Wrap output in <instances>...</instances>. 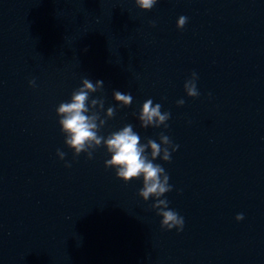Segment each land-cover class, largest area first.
Masks as SVG:
<instances>
[{
  "label": "water",
  "instance_id": "obj_1",
  "mask_svg": "<svg viewBox=\"0 0 264 264\" xmlns=\"http://www.w3.org/2000/svg\"><path fill=\"white\" fill-rule=\"evenodd\" d=\"M153 3L0 0V264H264V0ZM84 79L104 82L86 102H104L91 109L99 135L131 124L142 145L171 151L161 133L179 145L154 163L183 231L162 228L143 177L106 168V148L67 147L57 108ZM148 99L171 114L166 128L141 126Z\"/></svg>",
  "mask_w": 264,
  "mask_h": 264
},
{
  "label": "clouds",
  "instance_id": "obj_2",
  "mask_svg": "<svg viewBox=\"0 0 264 264\" xmlns=\"http://www.w3.org/2000/svg\"><path fill=\"white\" fill-rule=\"evenodd\" d=\"M136 5L140 9L149 10L154 7L153 0H135ZM187 24V17L181 16L178 20L177 27L183 30ZM198 79L195 72L192 74V79L187 81L184 85L187 96L193 99L199 97V92L196 86ZM35 86V81H32ZM82 87L74 91L70 102H63L57 108V115L60 118L59 124L62 132L66 137L65 143L70 150H74L75 157H79L82 153H86L89 159L93 158V153L97 148L104 147L107 152L111 154V159L105 161L106 168L115 169L119 180L125 183L133 180H138L143 177V187L139 191V196L143 197L145 201L150 196L157 197V203L154 207L164 206L159 215L163 216L162 228L169 231L177 229L183 231L184 218L176 211L169 209L168 201L166 199H159L164 193H169L173 189L169 185V176L165 169L154 163L157 157L163 159L164 162H171V153L178 150L179 145H173L169 137L160 134V141L164 145H171V151L168 147H162L161 143H157L153 139H148L146 144H141L140 136L133 130L131 124L124 126L121 130L116 131L104 137L99 135L100 130L105 126L106 120L101 119L99 112L92 111L96 105L102 109L104 107L103 100L92 99L91 107L86 105L89 103V93L96 92L97 89H102L104 82L97 80L95 85L89 80L82 81ZM115 99L125 105L132 104L131 94H123L122 92H114ZM185 101L183 99L177 101L178 106H183ZM108 115L113 116L115 109L108 108ZM170 113L162 114L161 105L153 104L151 99L144 102L142 112L139 116L141 126L147 129L149 125L155 128L163 125L167 127V122L170 119ZM97 120L100 121L99 125ZM151 149V157L146 155L148 149ZM161 153L163 155L161 156ZM57 155L61 160L65 159V153L58 150ZM66 167H71V164H66ZM163 175V181H161ZM244 219L243 214L236 217L237 221Z\"/></svg>",
  "mask_w": 264,
  "mask_h": 264
}]
</instances>
